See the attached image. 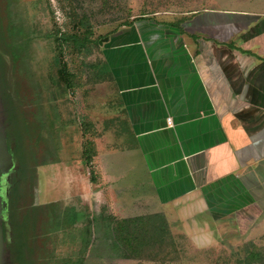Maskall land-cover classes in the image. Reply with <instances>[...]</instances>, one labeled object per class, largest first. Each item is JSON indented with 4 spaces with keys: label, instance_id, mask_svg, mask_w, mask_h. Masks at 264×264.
Segmentation results:
<instances>
[{
    "label": "rangeland",
    "instance_id": "rangeland-1",
    "mask_svg": "<svg viewBox=\"0 0 264 264\" xmlns=\"http://www.w3.org/2000/svg\"><path fill=\"white\" fill-rule=\"evenodd\" d=\"M214 13L225 15L220 24ZM196 14H206L209 21L190 27L196 36L239 45L242 30L264 23V0H0V25L6 34L0 39L5 61L0 139L15 155L9 169L0 168L4 264H264V209L216 216L201 227L193 215L186 222L185 215L172 211L148 214L167 219L165 236L152 229L154 236L146 234L142 257L123 259L112 234L122 219L100 210L99 195L74 208L42 202L37 164L58 153L78 158L76 136H83L84 165L91 172L97 139L128 133L123 119L107 112V80L97 78L105 63L104 38L148 18L186 21ZM6 18L23 33L10 31ZM144 26L140 29H152ZM60 34L70 39L60 42ZM19 42L28 49L18 59V50L24 49ZM60 70L67 75L65 82L58 79ZM46 136L54 151L46 152ZM77 208L83 216L73 223Z\"/></svg>",
    "mask_w": 264,
    "mask_h": 264
},
{
    "label": "crops",
    "instance_id": "crops-1",
    "mask_svg": "<svg viewBox=\"0 0 264 264\" xmlns=\"http://www.w3.org/2000/svg\"><path fill=\"white\" fill-rule=\"evenodd\" d=\"M215 15L220 24L225 15ZM197 16L149 20L108 38L107 112L128 133L97 139L91 172L76 135L78 158L58 153L39 167L46 206L74 208L99 195L100 210L118 219L172 211L199 227L264 209V23L229 45L196 36L190 27L209 22Z\"/></svg>",
    "mask_w": 264,
    "mask_h": 264
},
{
    "label": "trees",
    "instance_id": "trees-1",
    "mask_svg": "<svg viewBox=\"0 0 264 264\" xmlns=\"http://www.w3.org/2000/svg\"><path fill=\"white\" fill-rule=\"evenodd\" d=\"M9 18L12 19V17H9ZM142 19H146V18H142ZM149 20H152V19L148 18L147 21ZM7 22L11 24L9 25L10 31H13V33L19 34V35L23 33L21 27H15L13 23L8 21V19H7ZM13 26L15 27L16 30H12L14 28ZM127 26L131 28L134 26V23H130ZM3 35L5 38L6 34L4 33V31H2V27L0 25V39H4ZM59 38H61L59 40L60 42L68 41V39H70V37L65 36V34H60ZM72 39H74L76 43H78L79 41L76 35L72 36ZM25 41L28 42V40H25ZM19 44H21L24 47V49L23 51L18 50V53H19L18 59L20 57L24 58L27 54V49H28V44H25L22 42H19ZM80 46L82 47L84 46V44H81ZM2 64H5V61L3 60L1 53H0V72H1L0 75L4 73L2 69ZM58 75H59L58 79L65 82V80L67 79V75L65 74V72L60 70ZM97 78L102 81L112 78V73L106 63H104L99 69V71L97 72ZM4 97H5V94H4ZM24 129L27 130V125H24ZM48 140L49 139L46 136V145L49 144L47 143ZM7 148L11 154V162L9 163L13 164V157L15 155L12 151H10L8 146ZM29 154L31 155L33 154L36 156V153L31 150L29 151ZM41 164H37L36 168L39 169V167L44 166L46 162L45 163L43 162ZM53 205H58V204H53ZM74 213H75L74 216L76 218L71 221L73 223H75L77 218L83 216V214L80 212H74ZM117 223L118 224L116 225V227L112 229V234L114 236L115 243H116L115 251H117L119 253V257L123 259H131V258L137 259V258L142 257L141 252L143 250V247L145 246L146 234L154 236L152 229H155L157 232L161 233V237H164L167 231L166 228L168 227L167 219H165V217L161 214L122 219L121 221Z\"/></svg>",
    "mask_w": 264,
    "mask_h": 264
},
{
    "label": "bare ground",
    "instance_id": "bare-ground-1",
    "mask_svg": "<svg viewBox=\"0 0 264 264\" xmlns=\"http://www.w3.org/2000/svg\"><path fill=\"white\" fill-rule=\"evenodd\" d=\"M8 158H11V154L7 148L6 140L3 138L0 140V168L3 169L4 171L8 167V161H9L7 160ZM0 228H1V217H0ZM3 247H4V244L2 242L0 245V264H3V260H4Z\"/></svg>",
    "mask_w": 264,
    "mask_h": 264
},
{
    "label": "water",
    "instance_id": "water-1",
    "mask_svg": "<svg viewBox=\"0 0 264 264\" xmlns=\"http://www.w3.org/2000/svg\"><path fill=\"white\" fill-rule=\"evenodd\" d=\"M104 41L107 42L108 38H104ZM100 43L102 44V41ZM2 242H3V237H2V231H1V228H0V245H1Z\"/></svg>",
    "mask_w": 264,
    "mask_h": 264
},
{
    "label": "flooded vegetation",
    "instance_id": "flooded-vegetation-1",
    "mask_svg": "<svg viewBox=\"0 0 264 264\" xmlns=\"http://www.w3.org/2000/svg\"><path fill=\"white\" fill-rule=\"evenodd\" d=\"M3 139V138H2ZM1 140V139H0ZM7 160L11 161V158H8ZM8 161V162H9ZM0 210H2V207L0 206ZM1 231H2V227H1ZM2 237H3V233H2ZM3 251H4V247H3ZM6 259L3 260V264L5 263Z\"/></svg>",
    "mask_w": 264,
    "mask_h": 264
},
{
    "label": "built area",
    "instance_id": "built-area-1",
    "mask_svg": "<svg viewBox=\"0 0 264 264\" xmlns=\"http://www.w3.org/2000/svg\"><path fill=\"white\" fill-rule=\"evenodd\" d=\"M168 124L172 125V119L171 118H168Z\"/></svg>",
    "mask_w": 264,
    "mask_h": 264
}]
</instances>
